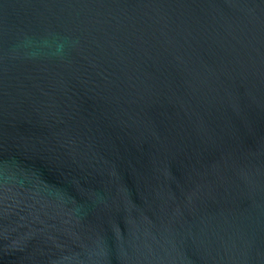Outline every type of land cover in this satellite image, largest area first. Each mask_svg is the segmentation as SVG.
I'll return each mask as SVG.
<instances>
[{"label": "water", "instance_id": "1", "mask_svg": "<svg viewBox=\"0 0 264 264\" xmlns=\"http://www.w3.org/2000/svg\"><path fill=\"white\" fill-rule=\"evenodd\" d=\"M0 264H264V0H0Z\"/></svg>", "mask_w": 264, "mask_h": 264}]
</instances>
